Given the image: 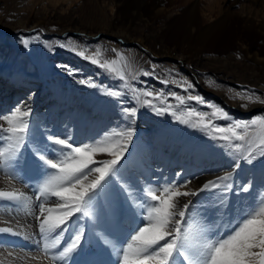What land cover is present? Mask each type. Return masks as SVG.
Wrapping results in <instances>:
<instances>
[{"label":"bare ground","instance_id":"6f19581e","mask_svg":"<svg viewBox=\"0 0 264 264\" xmlns=\"http://www.w3.org/2000/svg\"><path fill=\"white\" fill-rule=\"evenodd\" d=\"M107 1L86 0L85 5H91V9L92 7H94V9H98L103 8ZM147 1L148 6L146 7V14L135 15V13H133V15L128 16L132 14L131 11L129 9H124L123 13L117 11L118 13L111 18H107L106 15L102 14V18H95V21H91L86 17L88 21L85 20L86 22H80V26L83 25L82 27L84 29L77 27L74 29V27L70 26L69 28L62 31L60 37L66 34V32H68L69 35L70 33L73 34L74 31H76V34L79 35L80 30L88 31L87 28H92L98 23H102L103 25L106 24L111 29H115L116 31L113 30V32L106 35L105 39H102V37L101 39L106 43L108 42V44H111V42L115 41L116 39L124 44L125 42L123 39H121V37H126L128 39L126 46L131 48H125V50L132 53L134 59L133 61L135 64H137L135 66L136 68H134L137 69V71L140 70L139 80L142 82L141 84L143 85V88L153 85L161 90H169L171 93L185 97L188 95H200L206 101V104L203 105L198 104L195 101H186L184 105H181L172 95V97H166V99H168V103L166 106L162 107L170 106L172 108V106H175V109H177L179 113L184 112L188 108H194L197 111L210 113L212 109L207 106L208 104L218 106L223 108L231 117V120L228 121L215 119V122L221 125H226L227 123H231L233 121L248 122L254 119L256 116H259H255L257 110L258 112L264 111V105L258 103L249 104L248 108H244L241 105L246 103V101H241L239 98H231V96L235 95L236 92L260 95L262 98H264V72H262V70H264V56H262L263 54H261L260 51L252 50L247 46L242 47L243 56L241 58L247 62L242 67L243 70L246 71V73L244 72L243 77L248 80L247 82L242 81L241 83L242 85L245 83L253 85L256 87L255 90L240 85L234 87L229 86V88L228 85H231L232 82L238 78L239 74L236 72L233 73V75L226 76L227 78L224 79L227 80L226 85H219L217 82H214L215 84L219 85V88L211 87L209 86V79L206 76H198L196 72L190 70V68L186 65L187 62H185L189 58V55L193 53H203L206 48H209L210 45H213L214 42L220 39L227 27L234 22L237 23L245 33L254 35L259 45L264 50V0H245V3L240 4L241 7L238 14L231 13L230 9H228V6L224 8L220 3H211L209 0H204L209 2L208 13H210V15H207V18L203 17V20L199 14L201 11L199 0ZM110 2L116 4L118 8H121V5H119L120 2L118 0H110ZM239 2L242 1L237 0L236 4H239ZM172 7L179 9V13H173ZM137 17H140L141 19L145 18V22H147V27L145 30L149 29V23H155L160 19H164L168 26L178 23L187 50H185L182 54H175L166 52L155 53L154 51L146 49L147 51H144L145 54L142 52L139 54V50L141 48L143 49L144 46L139 43L140 41H137L140 39V37L136 36V30L133 28L135 23L134 20H136ZM1 19L3 20L4 18L0 17V20ZM208 19H211V21ZM121 21H127L128 24L125 27H119ZM6 23L14 25L11 21H7ZM17 25L19 26V30L29 29L28 31H36V26L40 24H33L34 26L30 27V22L27 20L25 22L20 21L17 23ZM45 27L47 28V25H45ZM91 30L88 31L89 34H87V32H83L82 34L88 37L89 40L86 39L87 44L92 46L93 43L95 44L101 39L98 38V32L94 33ZM48 31L53 33L56 31V29L48 27ZM157 31L161 34H168L169 27L165 28V25H162ZM14 38L17 41H21V39H17V36ZM140 40L142 43L145 38H141ZM52 42L53 41L49 43ZM59 42L61 44L67 43L64 41ZM244 44L246 45V43ZM111 48L112 47H110V49ZM110 49L107 50V53L105 54L106 56H98L97 58L100 59L101 62L106 59H115L118 49L114 48L116 50L115 52L111 51ZM85 50H87L85 55H92L94 53V50H90L89 46H87ZM34 55L39 56L38 54ZM151 56H154V59ZM155 57L158 60H156ZM40 58L41 60L46 61L41 62L39 60ZM49 59L51 58H48L47 54L46 57L44 54H41L38 57V60L40 61L38 66L42 75L40 77L41 81H33L35 79L32 74L35 70L33 65H29V68L18 78H15L10 73H3L6 70L0 69V116L9 115L16 107H21L22 109L28 108L31 110V116L28 118L29 121L32 116H36V119H38L39 116H44V118L40 119L38 125H34V128L30 127L31 133L36 137L37 140L40 139V133L42 131L53 134L60 132L59 136L62 138L65 135H71L72 140L76 145L82 141L84 136L92 138L94 136H98V140L94 141H99L105 137L111 136L115 132L126 130L127 127L131 126L135 129V136L128 148V163L126 168L134 166L136 163H143L146 165L143 171H146L150 175L151 167L156 168L158 170L159 176L164 178H169L173 174L180 173L178 176L179 179H181L180 182L191 180V184H189V186L192 190L200 188L203 182L210 180L211 178L216 179L219 176L231 172L232 178L226 182L232 186L231 191L223 192L220 190L218 193L228 195L234 194L235 196L212 195L210 196V199L207 201V203H203V200V202L200 204L201 207L204 205L206 206L204 210L205 213H210V211L213 212L216 209L218 219L216 226L211 225L213 222V219L211 218L204 221L203 214L202 218L200 219L199 216L201 215L200 211H202V209L197 210V207L196 209L194 208V203L196 201H200L202 196L199 194L198 196L190 198L193 201V205L189 209L190 216L193 218V221L207 228V234L213 238H215L217 233L227 236L228 233L237 226L239 221L244 219L246 211L255 208L261 202H264V166H255L258 170L253 171H250L251 168L249 167H246V169L244 168L245 170L242 171L241 168H243V165L239 169L232 167V170H228V164L226 165V163L229 162L228 160H230L232 156L226 151L222 152V146L219 141L210 139L205 132L196 130V128L192 127L191 125L189 127L187 124L185 125L182 122H173L169 116L163 119L156 114L146 112L138 113L135 118H132V120L128 121L124 115L125 113L122 111L123 108H121L119 100L107 94L108 92L113 91L116 85L122 83L123 81L121 80L120 82L118 80V82L116 80V78H118L116 75L105 71L98 65L89 63L90 60H86V63L88 64L86 65L85 69L88 72V76H94L95 80H99V84L95 85L94 83L97 81H92V79L86 85L81 86L82 82L76 78V80H74V83L76 84L75 96L62 98L58 103L55 101L51 92L55 88H62V86L67 84V79L75 76L60 72L58 77L51 79L50 75L53 74L54 64L50 63ZM201 61L202 60H200L199 63H201ZM234 61L235 59L229 58L225 62L232 64ZM118 62H120L119 58ZM78 63H80L79 60ZM183 70L188 74L184 73ZM144 71H148L150 73L156 72L158 78H161L164 81L175 80L177 83H164L157 80L153 82V79L150 78V75H143ZM213 79L217 80L215 78ZM184 81H187L194 87L185 91L186 85L185 87L180 86ZM92 85H95V87ZM96 88L100 89V96L107 97V99L102 98V100L104 99V102L101 100L97 101L99 104L104 103L101 108L98 106L88 110V107L85 106V104L96 102L91 95ZM117 88L121 89V87ZM108 97L112 99L110 100ZM56 112L59 113V116L54 115ZM70 113L77 114L78 119L75 120L79 122L77 125L65 120L67 117L66 114ZM260 115L264 114L262 113ZM0 123H2V121H0ZM73 128L76 129L75 132H69V129ZM186 131H188V134ZM258 139L259 135L256 137V140ZM202 143L209 145L210 149L207 150L206 148H201V146H203ZM33 146L34 145L30 143L28 146L29 150L23 152V157L26 158L27 156H30L29 159L32 160V163L33 156L30 149ZM209 151H214L211 154L217 152L218 156L221 155L223 157L224 161L221 162L218 167L216 161L207 158V152L209 153ZM217 153L214 155H217ZM109 158L110 157H108L106 154H98L96 157L98 160ZM26 160H24L25 164L28 163ZM32 163L29 164L30 167H28V169L24 167V172L17 173V179H21L25 174L28 175L31 171H36V166L34 163ZM261 167V172H258ZM217 170L220 173L218 176L215 174ZM32 172L31 174H33ZM126 173L135 177L132 179L134 182L137 183V181H139V178L136 176L139 171L133 169L132 172L127 170ZM190 173L193 174V178L189 179L188 175ZM194 173L197 176H195ZM33 175L38 177L35 173ZM125 179L134 186V183L128 179V176L125 175ZM37 180L39 182L40 178ZM140 182L143 183L140 185L142 186L148 183L157 184L160 181L157 178H150L147 180V182H144L143 180H140ZM14 183L17 188L25 191L27 195L31 194L29 193L30 191L28 192L25 189L26 187L24 188L19 186V183ZM248 184L252 185L250 191L242 192L241 188L247 186ZM7 187L8 184L3 178V172H0V188ZM138 190L139 189L136 187H133V192L137 195V197L139 195ZM141 203L142 201L139 198L135 200L136 205ZM9 204L10 202L0 201V227L11 226L17 231L24 232L25 235L16 236L0 233V264H25L26 254L34 253L36 243L38 240H40V236L38 234V221H36L32 215L27 214L24 210L18 208L16 205L13 204V206L10 207ZM103 207L105 209V216L99 226L94 223H90L87 219H81L80 223L85 228V238L80 250L72 255L71 259L68 261V264H89L91 262L96 264L101 258H108L112 264H115L117 257L112 254V248L110 246L101 242V238L106 237L108 240L116 244L117 247L123 246L121 241H123L128 236V233L131 230L129 201L125 198L124 194L120 196V191L118 189H114L112 193L105 198ZM136 211H141V209L137 207ZM17 220L20 224L19 228H17L15 223ZM6 221L10 223H5ZM73 231L74 227H70L69 232L64 237L65 243L71 238ZM63 246L64 244L62 243L61 248ZM59 250L60 249H56V251ZM9 253H12V255H9ZM101 261L104 262L105 260L103 259ZM31 264H48V262L47 260L33 261Z\"/></svg>","mask_w":264,"mask_h":264},{"label":"snow or ice","instance_id":"6c2138e0","mask_svg":"<svg viewBox=\"0 0 264 264\" xmlns=\"http://www.w3.org/2000/svg\"><path fill=\"white\" fill-rule=\"evenodd\" d=\"M71 51L77 52V49L72 47ZM86 51L77 54L125 80L127 64L123 54L117 53L120 62L115 59L101 62L97 58L99 50L92 55H85ZM64 67L70 75L73 74L71 69ZM152 74L143 72L145 76ZM169 82L177 83L175 80L164 81ZM185 85V91L194 87L187 81L180 86ZM209 86L219 88L213 81H209ZM125 87L129 85L125 83ZM133 92L137 100L141 96L160 99L163 95L151 91L139 93L135 89ZM107 94L111 97L121 95L119 91ZM172 95L181 105L186 101L206 104L200 95ZM231 98L246 101L241 105L244 108H248L249 104L264 105V98L260 95L236 92ZM141 102L158 114L171 110L170 106L156 107L152 99ZM207 106L212 109L210 113L188 108L181 113L171 110V115L184 124L191 122L192 127L204 131L210 139L222 141L224 147L239 153L233 165L236 169L241 167L240 161L252 164L257 159L256 153L264 157V115L248 122L233 121L221 125L215 119L231 120L229 114L221 107ZM124 112L130 119L137 116L136 108L124 109ZM30 116L31 110L21 107H16L9 115L0 116V172H3L8 184L7 188H0V201L16 205L38 221L40 240L36 243L34 253L26 254L25 264L43 260H47L48 264H68L72 255L80 250L85 238L81 219L99 226L105 216L104 200L114 189L122 192L129 201L131 220V230L121 241L123 246L117 247L106 237L101 238V242L110 246L112 254L117 257L115 264H264V202L246 211L244 219L227 236L217 233L215 238L210 237L208 229L193 221L189 214L193 205L191 197L205 191H231L232 186L226 183L232 178L231 172L209 180L198 190L188 188L191 180L155 186L148 183L140 186L137 197L133 185L125 179L128 148L135 136L134 128L129 126L102 140L76 145L71 135L62 138L45 131L40 133V139L37 140L31 133ZM193 117L196 118L194 121ZM257 128L261 130L258 140L254 139ZM30 143L34 145L30 149L33 163L40 174L39 183L33 186L34 199L14 183L24 165L23 152L29 150ZM98 154H106L110 158L98 160ZM251 187L248 184L241 191L249 192ZM137 198L142 201L139 205L135 204ZM137 207L141 211H136ZM15 223L19 228V221ZM70 227H74V231L65 243L64 237ZM0 233L25 235L11 226L0 227ZM62 243L64 246L61 248Z\"/></svg>","mask_w":264,"mask_h":264},{"label":"rangeland","instance_id":"374dc122","mask_svg":"<svg viewBox=\"0 0 264 264\" xmlns=\"http://www.w3.org/2000/svg\"><path fill=\"white\" fill-rule=\"evenodd\" d=\"M118 1L120 2L119 5H121V8H118V6H116V4L110 2V0H109L103 6V8L94 9V7H92V9H91V5H85L86 0H0V17L4 18L3 20L2 19L0 20V69L6 70L3 73H10L15 78H18L20 75H22V73H24L29 68V65H33L35 68L34 72L32 73L34 78H35L33 81H37V80L41 81L40 77L42 75H41L38 63L40 61L44 62L46 60H41V58H40L39 59L40 61H39L38 57L41 54H44V56L46 57V54H47L48 58H51V59H49L50 63L54 64L53 74L50 75L51 79H55L56 77H58L60 72H63V73L70 75L69 72L65 69V67H64L65 65L69 69L72 70V73H73L72 75L75 76V77H71V78L67 79V81H66L67 86L66 85L62 86V88H60V89L55 88L51 92L55 101H57L59 103V100H61L62 98L75 96L76 84L74 83V80H76V78L79 79L80 81H83V83H81V86L86 85L92 79H93L92 81L95 80L94 76H90V75L88 76V74H87L88 72L85 69V67L88 63H86V59L84 60V58L82 56L78 55L77 54L78 52L71 51V48L75 47L77 49V51H84L85 48L87 46H89L90 50H94V53L97 50H99V52H100L99 56L102 57V56H106L105 54L107 53V50H109L110 47H112L113 49L114 48L118 49L117 53L123 54V56L125 58L124 61L127 64V68H126L127 70L125 73V75H126L125 80H122L123 81L122 83L117 84L115 89L113 90V91H119L121 93V95L119 97H114V98L119 100L121 108H123L122 111L124 112V109L136 108L137 114L138 113H146V112L147 113H153V114L160 116V118H163V119L165 117L169 116L171 118V121L176 122V123H181V121H178L176 119V117L171 115V110H175V111H177V113H179L178 110L175 109V106L174 107L172 106L171 110L167 113L158 114L152 107H148L141 102L144 99H152L153 104L156 107L166 106V104L168 103V99H166V97H172L173 93H171V91L169 92V90H161V89H159L153 85L150 87L143 88V85L141 84L142 82H140V80H139V78H140V72L139 71L140 70L137 71V69H135L136 68L135 66L137 64H135L133 61L134 59H133L132 53L125 50V48L126 49L131 48V47L126 46V44L128 43L127 42L128 39L126 37H125L126 39L124 37H121V39H123L125 42L124 44L121 43L120 41H118L117 39L115 41H112L111 44H108V42L106 43L104 40H102V39H105V37L108 33L113 32V30H115V29H111L108 25H106V24L103 25L102 23H98L97 25L93 26L92 28H87L88 31H90L92 29L91 31H93L94 33L98 32L99 37L98 36L97 37L99 39H101V37H102V39L100 41L97 40L99 42H97L95 44L93 43L92 46L87 44L86 39L89 40L88 37L86 35L82 34L83 32H87V34H89V32L85 31V30L79 31L80 34L79 33L78 34L80 36L76 34V31H74L73 34L70 33V35H69L68 32H66V34H64L65 36L63 35L60 37V34L62 33V31L69 28L70 26L74 27V29H76V27L84 29L82 27L83 25L80 26V24H81L80 22H86V21H88L87 19H90L91 21H95V18L96 19L100 18L102 16V14L106 15L107 18L108 17L111 18V17L115 16L118 12L123 13L124 9H129L131 11L132 14H130L128 16L133 15V13H135V15L147 13V11H146L147 10L146 7L148 6L147 0H118ZM199 1H200V6H201V8H200L201 11L199 12V14H200L201 19L203 20L204 19L203 17L207 18L208 17L207 15H210V13H208L209 12L208 11L209 2H206L204 0H199ZM209 1H211V3H218V4L220 3L221 6H223L224 8L228 6V9H230L231 13H235V14H238V12L240 11L239 10L241 7L240 4L246 2L245 0H240L242 2H239V4H236L237 0H209ZM17 6L19 7V9ZM172 11L175 14L179 13V9H177L176 7H172ZM86 17H87V19H86ZM9 19H11V20H9ZM27 20L30 22V27L34 26L33 24H40V25L36 26V28H37L36 31L35 30L34 31H28L29 29L28 30H19V28H18L19 26L17 25V23L20 21L25 22ZM208 20L211 21V19H208ZM7 21L13 22L14 25L16 24L15 27H14V25H10L9 23H6ZM134 21H135V23H134L133 28L136 30V36L140 37V39L145 38V40L142 41V43H141L140 39L137 40V41H140L139 43L142 46H144V48H143L144 50L141 48L139 50V54H141V52L144 53V51H147L146 49L154 51L155 53L166 52V53H175V54H182L185 50H187L186 44L182 38L180 26L178 23H174V24L168 26L167 23L164 21V19H160L157 21L158 23L157 22L149 23V29L147 28L148 30H145L147 27V24H146L147 22H145V18L141 19L140 17L139 18L137 17V19ZM46 22H47V24H46ZM127 24H128L127 21H121V23L119 24V27H125ZM45 25H47V28L45 27ZM162 25H165V28L169 27L168 34H163V33L161 34L157 31L159 29V27ZM54 26H55V28H54ZM48 27L56 29V31L51 33L48 31ZM132 31H134V30H132ZM15 36H17V39H21V41H17L14 38ZM25 40L27 41V44H25ZM51 41H53V42L49 43ZM59 41L67 42L66 44H63V45H65V47H61L62 44ZM243 42L246 43V45ZM243 46H247L248 48H250L252 50H258L261 52V54H263L262 56H264V50L259 45L256 37L252 34L245 33L242 30V28L237 23L234 22L227 27V29L225 30L223 35L220 37V39H218L216 42H214L213 45H210L209 48H206V50L203 53H193V54L189 55L188 56L189 58L185 62H187L186 65L190 68V70L196 72L198 76H200V75L206 76L209 79V81L217 82L219 85L220 84L226 85L227 80H224L227 78L226 76L227 75H233V73L236 72L240 76L237 74L238 78L235 79V81L232 82L231 85H228V87L229 86L234 87V86L240 85V86L249 87V88L255 90L256 89L255 86L249 85L248 83H245L242 85V83H241L242 81L247 82V80H248V79H245V77H243L244 72L246 73V71H244L242 67L245 63H247L246 61H244V59L242 60V58H241L243 56L242 55V47ZM112 48L110 49L111 51H113ZM34 54H38L39 56H37V55L35 56ZM151 57L154 59V56H151ZM116 58H115V60H117V61H118V58L120 59L119 56H116ZM205 58H208V59H205ZM229 58L235 59V61L232 64L226 63L225 61L228 60ZM155 59L158 60L156 57H155ZM78 60L80 63L81 62L82 63L81 64L78 63ZM200 60H202L201 63H199ZM164 62H166V61H164ZM89 63L93 64L91 61ZM91 64H89V65H91ZM22 67H23V69H22ZM161 68H163V67H161ZM135 71H137V72H135ZM183 72L187 73L184 70H183ZM262 72H264V70H262ZM128 74H129V76H128ZM150 76H151L150 78L153 79L152 80L153 82L155 80L160 81V82H164L163 79L157 77L156 72H153V74ZM213 78H215L217 80H214ZM116 80L117 81L119 80L121 82V79H119V78H116ZM95 81H97V80H95ZM98 81L94 84L98 85L99 84ZM125 83H127L129 85V87H125ZM117 87H121V89H118ZM133 89L137 90V92H139V93H143L145 91H151L154 94H157V95L163 94V95L160 97V99H153L152 97L141 96L140 100H137L135 98V94L133 92ZM99 90H100L99 88H96L93 91V93L91 94L92 98L96 102L85 104V106L88 107L87 108L88 110L90 108L98 107V106L101 108L104 103L100 102L101 104H99V102L97 103V101L101 100L102 102H104V99L102 100V98L107 99V97H101L100 96L101 93ZM167 91H168V93H167ZM99 98H101V99H99ZM108 99L111 100L112 98L108 97ZM186 111H187V109L184 112H186ZM262 113L264 114V111L258 112V110H257V112L255 113V116L260 115ZM54 115L59 116V113L56 112V113H54ZM66 115H67V117L65 119L66 121H69L70 123H74L75 125H77V123H79L78 121H75L76 119H78L77 114L70 113V114H66ZM124 115L128 121L132 120V118L131 119L128 118L126 116V114H124ZM42 118H44V116L43 117L39 116L38 119H36V116L35 117L32 116L30 121H29L30 127L34 128V125L35 126H36V124L38 125L40 122V119H42ZM195 119L196 118L193 117L192 121H194ZM187 125L190 127L191 122ZM75 130L76 129H74V128L69 129V132L74 133ZM196 130L201 131L199 128H196ZM66 131H68V130H66ZM66 131H64V132H66ZM256 131H257V135L254 137V139H256V137H258V135L261 134V130L259 128H257ZM59 133L60 132L55 133V134L59 135ZM186 133L188 134V131H186ZM83 138H82V141L77 145H82L84 143H92L94 140H98V136L97 137L94 136L93 138L88 137V136H84ZM219 143L222 146V152L226 151L227 153L231 154V156H232V157L230 156L231 158H230V160H228L229 162L226 163V165L228 164L227 165L228 170H232V167H234L233 162L235 159L238 158L239 153H236L233 150L224 147L222 141H219ZM202 144H203V146H201V148H206L207 150L210 149L209 145H207L206 143H202ZM212 152H214V151H212ZM212 152H210V151H209V153L207 152V158H210V159H213L214 161H216L217 167H218L219 164L224 161V159L221 155L218 156L217 152H215V153H217V155H214L215 153L211 154ZM256 155H257V159L252 164H248L245 161H242V162L240 161L242 163L241 166L243 165V168H241L242 171H244L246 169V167L251 168L250 171H253V170H258L257 167H255V166H264V157L260 156L259 153H256ZM139 156H141V155H139ZM29 157L30 156H27L26 158H24V160H26L28 158L26 160V162H28V163H26V164L24 163L25 166L23 165L21 171H19V172H24V167H26V169H28V167H30L29 164L32 163V160H30ZM145 166L146 165L143 163H136V164H134V166L127 167V170L131 171V172L133 169L139 171V173L136 175L139 178V182H140V180L147 182V180L150 178H152V179L157 178L160 182H158L157 184L151 183L154 186L155 185H164V183L166 184L168 182L182 183V182H180L181 179H179L177 174H173L169 178L160 177L158 170L156 168L151 167L150 168L151 175H150L146 171H143ZM35 170H36L35 172H32V171L31 172L33 174L34 173L37 174L38 177H35L30 172L28 175L25 174L21 179L18 178L19 180L16 179V181H15L16 184L19 183L18 184L19 186H22L24 188L26 187L25 189L28 192L30 191L29 193H31V194H29V196H34L33 186L37 185L39 183L37 179L40 178V174H39L37 168ZM261 170H262V167L260 168V170L258 172H261ZM217 172H218V170H217ZM217 172H215L216 176H218L220 174L219 172L218 173ZM125 175L128 176V179L134 183L133 187L140 189V185L143 184L142 182L137 184L136 182H134L132 180L135 177H133L132 175H128L126 172H125ZM194 175L197 176L195 173H194ZM188 178L189 179L193 178V174L190 173L188 175ZM214 179L215 178H211L210 180H214ZM17 180H18V182H17ZM208 181L209 180L203 182V184L208 182ZM202 185H201V187H202ZM188 188L190 189L189 185H188ZM198 189L196 188V190H198ZM219 191L220 190L201 192L200 196H202V198L200 199V201H196L194 203L195 209H196V207L198 208L197 210L202 209V211H200L201 215L199 216V218L201 219L202 214H203L204 221L207 219H210V218L213 219V222L211 223L212 226H216L218 223L217 211L215 209V211H213V212L210 211V213H205L204 210H205L206 206L204 205L203 207H201V205H200L203 202V200H204L203 203H205V202L207 203V201H209V199H210V196H212V195L213 196H226V195L227 196H235L234 194H229V195L228 194H220V193H218ZM121 195H123V193L120 192V196ZM203 196H205V197H203ZM238 196H240V195H238ZM9 206L11 207V206H13V204L10 203ZM103 259L105 260L104 262L101 261ZM89 264H94V263L91 262ZM96 264H112V263L108 258H101V259H99V261Z\"/></svg>","mask_w":264,"mask_h":264}]
</instances>
